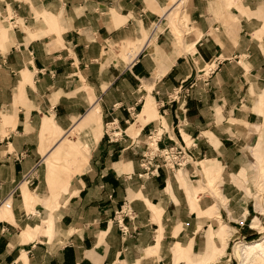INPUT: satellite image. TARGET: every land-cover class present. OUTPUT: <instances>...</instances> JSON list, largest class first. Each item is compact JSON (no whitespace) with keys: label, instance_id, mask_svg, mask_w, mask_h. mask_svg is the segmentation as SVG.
<instances>
[{"label":"crops","instance_id":"0c3cea01","mask_svg":"<svg viewBox=\"0 0 264 264\" xmlns=\"http://www.w3.org/2000/svg\"><path fill=\"white\" fill-rule=\"evenodd\" d=\"M168 4L0 0V264H234L232 237H256L239 174L264 126V0H184L180 41ZM75 128L86 160L49 176ZM154 129L194 144L185 166L141 175Z\"/></svg>","mask_w":264,"mask_h":264},{"label":"rangeland","instance_id":"374dc122","mask_svg":"<svg viewBox=\"0 0 264 264\" xmlns=\"http://www.w3.org/2000/svg\"><path fill=\"white\" fill-rule=\"evenodd\" d=\"M183 3L184 0H169L168 4L169 6L175 4V9L171 11L169 16H167V19L168 21H170L169 23H171V25L173 26V31L175 32V36L177 37L178 41L181 40L182 33L179 30L177 31L175 27L177 23L182 24L183 22V18L181 15ZM160 30H162V26L157 29V31ZM148 37V32L143 34V41ZM76 129L78 128H75L71 133V135L73 134V137L75 136V140L72 142H66L61 145V148H59V150L51 156V160L47 161V165L49 167H52L48 170L49 176L54 177L56 175L60 177L59 175H61V173H69V171L66 169L71 163L86 160V153L88 152V149L86 145H84L85 143L83 141L81 142V139L79 140V129ZM263 129L264 126L259 129L260 131L258 135L253 139L256 140V142L251 145L248 150L247 155L248 161L250 162L249 169L247 171L242 170L239 174V177L240 179H242L244 184L246 183L253 185L254 192L252 193V195L249 189L246 190L252 196L251 201L248 203L250 213L252 214L249 218H247V221L243 223L246 227L255 231L257 235L254 240H238L235 237H232L233 241L230 242V245L228 246V251L230 252V256L232 257L234 264H264V259L261 255L253 253L250 254V256H246V253L248 251L244 252V245L264 240V224L261 222V217H264V146L261 144L262 136L260 133ZM100 130L102 131V128H100ZM240 187L242 188V186ZM2 211L4 213L7 212L5 208ZM228 234L229 232L226 234L225 232L223 233L222 238L224 241L226 240V237H228ZM262 254L264 256V248L262 250ZM184 255H188L185 250L181 252V255L178 256V259H184ZM187 257H185L186 261L189 260L187 259Z\"/></svg>","mask_w":264,"mask_h":264},{"label":"built area","instance_id":"2783aa9c","mask_svg":"<svg viewBox=\"0 0 264 264\" xmlns=\"http://www.w3.org/2000/svg\"><path fill=\"white\" fill-rule=\"evenodd\" d=\"M13 21V19H12ZM190 87L179 86L175 89L169 96L171 100L177 99L181 94L188 95ZM160 137L158 132L154 129L152 132H149L147 136L146 148L141 155L140 167L142 169L141 175H153L154 172L158 170L159 167L164 166L172 170L175 168H181L188 163V148L193 145L186 147L185 145H167L159 147ZM16 189H13L7 195L2 205L11 208L10 198L15 194ZM131 213L129 204L124 202L118 211L115 212L114 220L121 232V234L126 235L127 228L123 224V218L128 216Z\"/></svg>","mask_w":264,"mask_h":264},{"label":"bare ground","instance_id":"6f19581e","mask_svg":"<svg viewBox=\"0 0 264 264\" xmlns=\"http://www.w3.org/2000/svg\"><path fill=\"white\" fill-rule=\"evenodd\" d=\"M94 115L92 114L91 116H87V118L85 119V123H89L90 121L93 122V119L95 117ZM76 130H78V129H76ZM96 133L94 135H96ZM98 136H100V132L97 133V137ZM263 248H264V240L257 241V242H254L252 244L244 245V252H247L248 251L246 253V256H250V254L256 253L257 255H261L263 257V259H264V256L262 254Z\"/></svg>","mask_w":264,"mask_h":264}]
</instances>
